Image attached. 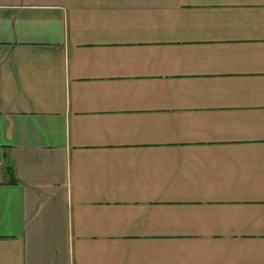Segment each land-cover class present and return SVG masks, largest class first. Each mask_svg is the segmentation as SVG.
Instances as JSON below:
<instances>
[{"label":"crops","instance_id":"crops-1","mask_svg":"<svg viewBox=\"0 0 264 264\" xmlns=\"http://www.w3.org/2000/svg\"><path fill=\"white\" fill-rule=\"evenodd\" d=\"M56 210L69 264H264V0H0V264Z\"/></svg>","mask_w":264,"mask_h":264},{"label":"rangeland","instance_id":"rangeland-1","mask_svg":"<svg viewBox=\"0 0 264 264\" xmlns=\"http://www.w3.org/2000/svg\"><path fill=\"white\" fill-rule=\"evenodd\" d=\"M45 232L33 241L28 264H69L68 230L60 210L53 212Z\"/></svg>","mask_w":264,"mask_h":264},{"label":"trees","instance_id":"trees-1","mask_svg":"<svg viewBox=\"0 0 264 264\" xmlns=\"http://www.w3.org/2000/svg\"><path fill=\"white\" fill-rule=\"evenodd\" d=\"M10 176H11V181L15 182V179L13 178L12 173H10Z\"/></svg>","mask_w":264,"mask_h":264}]
</instances>
